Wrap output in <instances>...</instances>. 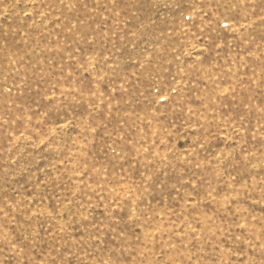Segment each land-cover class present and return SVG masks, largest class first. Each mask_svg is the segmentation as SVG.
Instances as JSON below:
<instances>
[{
  "label": "rangeland",
  "instance_id": "obj_1",
  "mask_svg": "<svg viewBox=\"0 0 264 264\" xmlns=\"http://www.w3.org/2000/svg\"><path fill=\"white\" fill-rule=\"evenodd\" d=\"M0 264H264V0H0Z\"/></svg>",
  "mask_w": 264,
  "mask_h": 264
}]
</instances>
